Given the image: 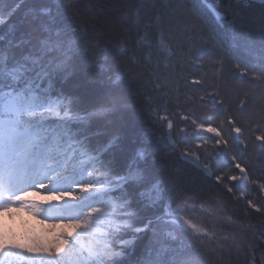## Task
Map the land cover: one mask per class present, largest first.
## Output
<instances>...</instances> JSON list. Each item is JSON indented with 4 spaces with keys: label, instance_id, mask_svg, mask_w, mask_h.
Here are the masks:
<instances>
[{
    "label": "trees",
    "instance_id": "16d2710c",
    "mask_svg": "<svg viewBox=\"0 0 264 264\" xmlns=\"http://www.w3.org/2000/svg\"><path fill=\"white\" fill-rule=\"evenodd\" d=\"M148 1L75 0L76 10L65 13V18H73L72 26L77 29L81 47L88 46V54L69 66V77L58 80L55 90L70 97L74 110L81 115L94 112L113 95L124 97L127 107L123 112L95 116L84 124H74L73 129H83L93 149H100L113 137H119L117 147L102 156L106 162L111 161L113 175L124 174L137 151L144 149L148 168L157 179L177 178L179 191L174 193L173 202L190 200L197 205L216 204L233 222L251 228L254 245L251 244L241 258L229 254L228 264H264V235H261L264 232V147L255 139L264 134V79L254 80L252 72L257 69L251 67L246 76L239 75L241 69L255 63V57L245 52L248 51L246 47L241 50L234 44L227 28L220 25L208 9L196 0H185L196 15H192L196 22L205 27L217 46L208 57H200L190 71L191 80H202L201 87L210 93L207 125L221 133L217 139L222 141L223 158L210 162L212 174L206 173L201 164L185 161L179 149L172 150L171 141L163 138L149 117L147 99L150 94L145 86L148 75L141 67L145 52L137 43L141 36L137 29L140 16L137 15L147 8ZM227 2L219 6L218 12L226 14L232 9L225 20L232 24L234 35L237 38L248 36L252 42L260 44L261 35L251 18L264 19V12L242 10ZM45 4L50 5L55 14L52 0H0L5 20L0 24V36L6 38L5 46L8 41L13 44L22 40L36 42L40 35L39 21L34 19L33 13ZM121 46L127 50L123 54L119 51ZM94 50L101 58L102 72L100 66L91 62ZM117 74L121 80L114 83ZM230 119L233 124L228 123ZM234 126L240 127L241 133L231 131ZM233 176L237 179H230ZM113 195L120 197L122 193L117 191ZM132 207L139 213L135 218L136 226L160 214L135 200ZM125 231L127 235L122 233L124 239H131L132 233ZM152 238L151 231L138 234L122 264L145 256L153 246ZM177 240L167 239L166 242L178 249L182 243Z\"/></svg>",
    "mask_w": 264,
    "mask_h": 264
},
{
    "label": "snow or ice",
    "instance_id": "6c2138e0",
    "mask_svg": "<svg viewBox=\"0 0 264 264\" xmlns=\"http://www.w3.org/2000/svg\"><path fill=\"white\" fill-rule=\"evenodd\" d=\"M52 2L55 14L47 4L33 13L34 19L39 21L40 33L35 43L22 40L13 44L8 41L5 46L3 41L6 38L0 36V212L18 203L35 214L41 205L26 200L27 196L33 195L26 189L39 186L56 192V198L63 201L44 208L45 218L68 219L71 221L68 227L72 231L61 232L59 243H35L34 247L26 250L23 245L7 243L0 237V264H15L23 259L30 260V264H122L126 250L133 246L136 236L149 230L153 231L156 244L145 256L129 261V264H199L186 254L183 244L178 249L172 248L156 232V226L164 225L167 230H162L163 236L173 241L178 238L177 232L190 229L197 235L199 233L196 226L181 215L182 207L172 206L176 198L174 193L179 191L177 178L157 179L148 168L144 149L137 151L124 174L113 175L111 161L106 162L102 156L117 147L119 137H113L100 149H93L84 130L73 129L74 124H84L95 116L123 112L127 105L124 97L113 95L94 112L81 115L74 110L70 97L56 92L57 81L69 77V66L88 54V46L81 47L77 29L72 26L73 18H65V13L76 10L74 0ZM260 4L264 7V0H260ZM216 16L218 19L227 18L218 11ZM3 23L5 20L0 14V24ZM160 46L163 47V42ZM119 51L123 54L127 50L121 46ZM254 57L255 63L241 69L239 75L246 76L251 67L257 69L252 72L254 80L264 79V32L261 33L259 52ZM91 62L103 71L101 58L95 50ZM120 80L121 76L117 74L114 83ZM193 83L200 84L201 81ZM228 123L233 124L234 121L230 119ZM168 127H172L171 121ZM197 128L221 136L212 126L203 128L197 124ZM231 131L241 133L242 129L234 126ZM255 139L264 147V134L257 135ZM221 143L220 139L216 140L217 145ZM223 143L226 145L227 141ZM182 157L185 161L201 164L200 156L195 152L185 150ZM202 167L204 172L212 174L207 163ZM236 167L240 168V165ZM85 174L89 179H84ZM94 174L96 179H91ZM44 180L49 181L50 187L44 184ZM76 190L83 195H71ZM117 191L122 193L120 197H114ZM134 200L160 214L136 226L135 218L139 213L132 207ZM95 203L104 204L109 209L108 215L126 219L119 222L109 220L116 235L103 233L94 246L84 248L79 241L81 231L76 230L95 233V221L99 214L105 212L103 207H93ZM81 213H84L83 218ZM125 230H131V239H124L121 235L122 232L127 235ZM115 241L119 242V250H116ZM25 251L29 254L27 257Z\"/></svg>",
    "mask_w": 264,
    "mask_h": 264
},
{
    "label": "rangeland",
    "instance_id": "374dc122",
    "mask_svg": "<svg viewBox=\"0 0 264 264\" xmlns=\"http://www.w3.org/2000/svg\"><path fill=\"white\" fill-rule=\"evenodd\" d=\"M181 1L149 0L147 8L137 15L140 16V21L138 20L137 23L139 28H136L141 35L137 43L139 49L141 47L143 53L145 52L141 67L142 70L147 71L148 75L145 86L150 94L147 99L149 117L162 132L163 138L169 139L170 143L175 146L174 150L170 145L172 150L179 149L181 153L185 150L195 152L200 156L203 166L205 163L209 165L210 162H214L217 158L221 160L223 157L220 153L221 144H216L217 136L197 128V124L203 125V128L209 127L206 113L207 111L209 113L210 93L201 87L202 80L200 84L193 83L196 79L191 80L190 71L195 68V62L200 57H208L209 52L215 50L217 46L206 33L205 27L196 22L192 16L195 14L188 8L186 1ZM196 1L214 16V13L220 11L219 6H222L225 0ZM226 1L232 6L241 7L242 10L264 12L260 0H251V3L249 0ZM231 10L228 9L226 14L219 13L221 16H226L230 15ZM147 20L152 21L146 23ZM216 20L227 28L230 39L239 46V49L246 47L248 51L245 52L253 56L259 52L261 43L252 42L248 36L237 38L231 23L225 19ZM251 20L261 35L264 32V19L253 20L251 18ZM161 42H163V47L160 46ZM161 117H167V119H161ZM169 121L172 123L171 128L168 127ZM69 171H71V166ZM77 179H80V176H77ZM84 179H89L86 174ZM91 179H96V174ZM44 184L49 185V181L45 180ZM26 191L33 193L27 196L26 200L36 202L41 205V208L35 210L34 214L33 210L21 207L17 203L13 204L10 209L0 212V237H3L7 243L23 245L25 250L28 247H34L35 243L42 245L59 243L58 237L61 232L72 231L68 227L71 221L54 216L45 218L43 209L49 205L62 204L63 201L56 198V192L46 191L39 187ZM71 195L80 196L83 193L76 190ZM177 205L182 207L181 215L199 230L198 235L190 229L176 233L177 242L189 248L184 247V250L193 261H198L199 264H228L229 254L241 258L249 246L254 245L251 228L233 222L224 210L215 206L216 204L197 205L190 200H175L172 206L176 208ZM92 206L103 207L105 212L99 214V219L95 221V233L76 230L81 231L79 241L84 248L94 246L96 241L102 238L103 233L113 237L116 235L112 231L109 220L119 222L126 219L118 215H108L109 209L104 204L95 203ZM83 216L84 213H81V218ZM162 230H167L164 225L156 226L157 234L166 241L167 238L163 236ZM128 231L132 233L131 230ZM149 231H151L154 246L156 237L152 230ZM115 247L119 250L118 241H115ZM129 252L130 249H127V253ZM24 255L27 257L29 254L25 251ZM15 264H30V260L23 259L16 261Z\"/></svg>",
    "mask_w": 264,
    "mask_h": 264
},
{
    "label": "bare ground",
    "instance_id": "6f19581e",
    "mask_svg": "<svg viewBox=\"0 0 264 264\" xmlns=\"http://www.w3.org/2000/svg\"><path fill=\"white\" fill-rule=\"evenodd\" d=\"M221 15V14H220ZM214 16L217 18V16H216V13H214ZM218 19V18H217ZM43 182H45V180L43 181ZM39 186H33V187H29L28 189H26V190H30V189H32V188H38Z\"/></svg>",
    "mask_w": 264,
    "mask_h": 264
}]
</instances>
